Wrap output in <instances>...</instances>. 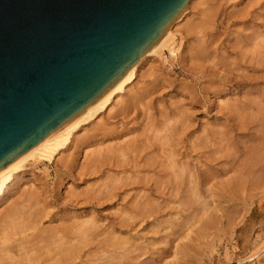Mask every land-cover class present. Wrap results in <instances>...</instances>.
Returning a JSON list of instances; mask_svg holds the SVG:
<instances>
[{"label":"bare ground","instance_id":"obj_1","mask_svg":"<svg viewBox=\"0 0 264 264\" xmlns=\"http://www.w3.org/2000/svg\"><path fill=\"white\" fill-rule=\"evenodd\" d=\"M226 1L190 0L185 14L170 29L166 44L140 60L129 83L33 147L0 176V264H176L185 256V263L178 264L213 261V255L204 253V247H209L211 242L207 241L211 238L210 241L215 237L220 240L222 234L233 236L235 217L242 208L236 205L241 200L238 191H249L264 183V117L236 132L244 140L235 143L234 151L226 149L223 156L215 157V151L223 147L222 142L229 141L227 148L233 145L225 119L209 124L210 121L197 120L199 116L194 108L187 107L184 111L176 106L177 112H166L160 122H155L154 112H149L150 102L142 110L137 104L140 94L159 79L152 62L145 72L142 63L153 57L167 60L169 54L176 59L180 27L184 26L193 35V44H189L193 59L202 63L207 58L210 61L217 40H209L207 30L222 12L225 15L226 11L221 9ZM230 1L236 10L243 0ZM231 13L225 15L227 24L231 22ZM248 17L252 21L250 26L234 36L232 45L229 43L233 55L229 62L234 67L224 63L227 69L241 72L223 81L215 92L222 88L233 95L245 83L255 86L264 82L261 22L264 15L258 10H248L237 20L248 21ZM217 55L214 58L218 59ZM214 58L216 65L219 59ZM147 76L152 79L145 81ZM255 88L244 91L246 101L233 99L228 108L264 109V90ZM255 93H260L262 99L255 101ZM134 111L131 124L125 119ZM141 114L148 122L143 132L138 133L143 125L135 119ZM257 126L263 134H256ZM258 140L261 142L255 143ZM239 151L242 155L236 156ZM81 154L85 160L80 163ZM78 163L81 167L76 170ZM51 166L56 173L62 172L70 179L68 190L61 192L54 188L52 194L44 187L45 183H32L36 170L45 178L50 177ZM218 179H223L219 189L215 188ZM258 255L253 251L243 259L252 260ZM232 256L226 251L224 257L231 260ZM193 257L197 258L195 263ZM169 258L172 259L167 262ZM237 262H243L241 257Z\"/></svg>","mask_w":264,"mask_h":264},{"label":"water","instance_id":"obj_2","mask_svg":"<svg viewBox=\"0 0 264 264\" xmlns=\"http://www.w3.org/2000/svg\"><path fill=\"white\" fill-rule=\"evenodd\" d=\"M190 0H0V176L135 76Z\"/></svg>","mask_w":264,"mask_h":264},{"label":"rangeland","instance_id":"obj_3","mask_svg":"<svg viewBox=\"0 0 264 264\" xmlns=\"http://www.w3.org/2000/svg\"><path fill=\"white\" fill-rule=\"evenodd\" d=\"M243 1L241 3H239L238 6H236V10H235V8H233V6H232V3L233 2H231V1L229 2V0H227L226 1L227 3L225 2L224 6H223L224 9L223 8L221 9V11H223V10L226 11V12L224 11L225 12V15H228V12L231 13V12L234 11L233 14L231 13L232 15H231V22L230 23H232V24H230V23L227 24L226 22H224L225 21V15L222 12L221 15H220V17L218 18L217 22L211 28L210 27L208 28V30H207V32H208V39L209 40H213V41L217 40V42L216 41L214 42V47L212 46L213 48H216V50H213V53H211V55H209L210 61H206L208 59L207 58L202 63V62H199V61L195 60V58L193 59L192 54H190V49H189L190 48L189 46H191L193 44V41H192L193 40V35L191 33H189L186 30V28L183 26V27H180L179 32L177 33V40L176 41L179 44L177 46V48H179V49H178V52H177V56L175 57L176 59H172L171 55L169 54L170 57L167 56V58H168L167 60H163L162 58L160 59L158 57H155V58L153 57L151 59L148 58L147 60H144V62L142 63V67H143V69H145V70H143L144 72L146 71V69H149L148 68L149 66H151V65L156 66L157 69H158V76H159V79L160 80L158 79V81L156 82V84L154 86H151L150 85L151 87L149 88L148 91H145L144 90L145 92H143L142 94H140V99L142 101L140 100V103L137 104L138 105L137 108L142 110L146 106L149 105L148 106V107H150L149 108V112H151V113L154 112L152 115L153 116L155 115L153 117V119L155 118L154 119L155 122L156 121L157 122L158 121L160 122L163 119L162 118V115L163 114H166V112H172V110H174V111L177 112L178 110H183L184 108H187V107L188 108L189 107H192V108H194L192 110H194V111L196 110L195 112H197V114L199 116V118L197 117V120H202L203 119V120H206V121H210L209 124H214V123H217L218 120H221L222 121V120L225 119L223 122L226 121V125H227V127L230 130L232 128V132H230V130H228V134H230V135L233 136V139H234L233 140V143H232L233 145H231L233 147V149L230 146L227 148V145L226 144H227V141L228 140L227 141H224V142H222L223 147H221L220 150L215 151V152H217L215 154V157L223 156L225 154V152H226V149H228L230 151L231 150L234 151L236 149L235 143L237 141L242 142L244 140V139H241L237 135V133L240 132V130L244 129V127H245L244 125L250 123L251 121H256L257 119L259 120V117H264V109H242L241 110V109H229L228 108V106L230 105V103H232L233 99H239V101L241 100V103L243 101H246V98H248V97H247V94L244 96V94H245L244 91L245 90H246L245 91L246 93L250 90V88H254V87H257L255 89H258V90H259V88H262L264 90V88H263L264 87L263 86L264 85V82H261L260 81L259 82L260 84L257 83L255 86L254 85H250V83H245L244 85L239 86V89L236 92L237 94H233V95L232 94L231 95L230 94H227V92H223L222 88H221V90L215 92V90L217 89V87H220V84L223 81H227V80L229 81V79H233L231 77L234 74H236L238 72H241V71H237L235 69H229L230 67L227 69L226 66L224 65V63H228L227 66L232 65V63L229 62V61H231L230 60V57L233 56L232 53H231L232 52L231 45L233 43V40L235 39L234 36L237 37L238 35H240V33H243L245 26L246 27H249L250 24H251V22H252V21L250 22V17H248V19H247L248 21H244V22L243 21L240 22L237 19L243 18V16H245L247 14V11L248 10H251V11L252 10L253 11L254 10H258L261 14L264 15V0H257L258 2L256 0H249V1L248 0H243ZM239 5H240V7H239ZM242 9H243V11H242ZM246 9H247V11H246ZM235 13H236V15H235ZM242 13L245 14V15H243ZM261 22L264 24V19ZM216 24L218 25V27H217ZM221 28H223V29L221 30ZM218 30H220L219 33L220 34L222 33V36L217 32ZM232 30L234 31V33H233ZM186 32H188V33H186ZM213 38H216V39H213ZM219 38H220V40H219ZM178 39H179V41H178ZM189 44H191V45H189ZM215 44H217V45H215ZM221 49H222V51H221ZM227 50H228V52H227ZM214 51H216V52L214 53ZM217 54L220 55V57ZM215 55H217L216 57H218L219 60L217 58H214ZM227 55H229V56L227 57ZM212 58H214L215 61L218 60V62H217L218 65L217 64L216 65H213V61H212L213 59ZM226 59H228V60L226 61ZM150 62H152L153 64L149 65ZM220 63H222V64L220 65ZM144 66H146L147 68L144 67ZM231 67H234V64ZM226 73H228V74H226ZM221 76H223V77H221ZM151 79H152V77H149V76H147L146 78H144L145 81H150ZM144 80H143V82H145ZM207 80H208V82H207ZM200 81H202V82H200ZM245 81H247V80H245ZM187 84H188V86H187ZM184 85H186V87ZM181 87H182V89H181ZM243 87H245V89L242 90ZM225 88H226V86H225ZM227 88H229V86ZM154 92H156V93H154ZM150 93L152 95H149ZM126 94H128V93H125V96H127ZM144 96H146L147 98L149 97V98L148 99L146 97L144 98ZM211 96L212 97L214 96V97L211 98ZM171 98H173V99H171ZM144 99H147V100H144ZM260 99H262L261 96H260V93L259 94L258 93L257 94L255 93V101H258ZM159 100H160V103H159ZM209 100H211V101H209ZM215 100H216V102H215ZM175 101H176L177 104L175 103ZM219 101H221V102H219ZM147 102H150V103L148 105H146L145 103H147ZM208 102L211 105L210 104L208 105ZM164 103H165V105H164ZM158 104H160L161 106H159ZM197 105H199V106H197ZM176 106L178 107L177 108L178 110L176 109ZM221 106L224 109L221 110L220 109V108H222ZM161 108H163V109H161ZM208 108H209V110H208ZM185 110L186 109H184V111ZM187 110H190V109H187ZM160 111L163 112V113L161 114ZM250 111H252V112H250ZM135 112L136 111L132 112L129 117H126L125 120H127L128 122H130L132 124L133 122H131V119L135 117ZM229 112L230 113L232 112V114H228ZM258 113H260V114H258ZM244 115H246V116H244ZM251 116H253V117H251ZM249 117H251V118H249ZM156 118H157V120H156ZM153 119H151V121ZM208 119H210V120H208ZM135 120L138 121V122H140L141 123V126L143 125L142 126L143 128L140 131H138V133L143 132L144 125L147 124L148 120L145 119V116L143 114H141V116H138L137 119H135ZM232 121H234V122H232ZM254 125L255 124H253V126ZM257 127H255V129L257 128V130L259 128H261L259 126H257ZM233 129H234V131H233ZM236 129H238V130H236ZM261 130L262 129H259L258 130L259 132L257 131L258 133L256 132V134H258V135L263 134V131L261 132ZM259 142H261V141L258 140L255 143H259ZM213 148L215 149L214 146H212V149ZM223 151H225V152H223ZM239 152H238V154H236V156L242 155L241 153H243V152L242 151H239ZM84 160L85 159H84V157L81 154L79 156V162L80 163L82 161L84 162ZM80 163H78L79 166L77 167L76 170H79L78 168L81 167L80 166ZM51 170H52L51 176L48 177V178H45L44 177V174L41 171L36 170L37 172H35L36 173L35 174V179L32 180V183L34 182V185H39L41 182L42 183H45L44 184V187H46L48 190H50L52 194L55 193L54 192L55 191L54 188H56V190H60L61 192H63L65 189L68 190L69 187H68L67 184H69V186L71 185L70 179L68 177L64 176V174L62 172L56 173L55 172V168L53 166H51ZM39 174H40V176H39ZM55 175H56V177H55ZM58 175H60V176H58ZM38 176H39V179H38ZM59 178H63L64 181L61 180V179H60L61 181H58ZM45 179H48L47 182H45L46 181ZM222 180L223 179H218V182L219 183H218L217 186H215V188H218L219 189V187H222L223 186V185H220V184H223V181ZM55 184H57V185H55ZM260 185L257 186L258 188L256 187L255 189H252V190H249V191H246V190L238 191L237 197L240 198L241 200L238 201V203L236 205H238V207H240V208L242 207V208L240 210V213L238 212L239 214H236V217H235V222H234V226H235L234 228H235V230L233 232V236L231 237L228 234H222L220 240L215 237L212 241H210L212 238L209 241H207V242H211V244L209 245V247H204L203 246L205 248L204 249V253L206 252L207 254H210V255L212 254L213 255V261L212 262L206 261L205 264H239L237 261L240 259V257L243 260V262H242L243 264H245V263L246 264H253V263L254 264H264V183H261ZM212 205L214 206V205H216V203H213ZM225 205H228V204H225ZM227 232H229V231H227ZM182 240H184V239H182ZM184 241H186V240H184ZM212 242H213V244H212ZM194 247H195V244H194L193 248ZM198 250H200V249H198ZM226 251L230 254V256L233 255L231 260H228V259H226L224 257ZM253 251L256 252V253H258L259 255L257 257H254L252 260H247L248 262L245 259H243L245 257L247 258ZM215 257H216L217 260L216 259L214 260ZM193 258H194L193 262L195 263V261L197 260V258H195V257H193ZM171 259L172 258L167 259L168 260L167 262H169V260H171ZM186 259H187V257L185 256L184 257V260H186ZM184 260L182 258H179V260L176 261V264H178L179 262L180 263H183V262L185 263ZM242 263H240V264H242Z\"/></svg>","mask_w":264,"mask_h":264}]
</instances>
